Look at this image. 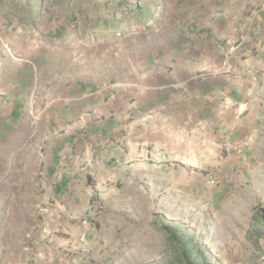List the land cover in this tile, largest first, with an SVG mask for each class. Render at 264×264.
<instances>
[{"label":"crops","instance_id":"obj_1","mask_svg":"<svg viewBox=\"0 0 264 264\" xmlns=\"http://www.w3.org/2000/svg\"><path fill=\"white\" fill-rule=\"evenodd\" d=\"M224 2L222 22L181 25L157 70L114 82L45 70L32 50L21 56L22 25L0 4V191L34 192L36 204L44 189L55 213L49 233L21 238L19 263L18 233H9L14 248L0 264H118L136 237L149 238L135 228L158 225L134 218L138 192L162 193L164 232L212 225L209 238L228 248L235 233L246 236L247 193L264 207V0ZM30 109L41 113L36 127ZM170 208L201 210L182 222Z\"/></svg>","mask_w":264,"mask_h":264},{"label":"rangeland","instance_id":"obj_2","mask_svg":"<svg viewBox=\"0 0 264 264\" xmlns=\"http://www.w3.org/2000/svg\"><path fill=\"white\" fill-rule=\"evenodd\" d=\"M224 1L0 0V4L10 11L8 21L18 19L22 25L23 30L18 38V44L23 48L21 56L26 57L27 52L32 50L33 55L38 56L45 64V70L54 68L56 72L84 71L87 77L92 76L94 79L96 75L99 78L97 80L114 82L141 79L142 73L154 66L157 70L164 45H175L185 35L186 31L180 29L181 25L198 17L204 22H222L224 15L217 11L224 10ZM202 32L210 38L213 36L210 30ZM31 40H35L34 43ZM101 73L102 76H98ZM39 164L41 165V157ZM46 194L41 189L38 193L40 200L35 204L34 192L22 193L12 189L0 191V259L13 251L14 247L10 244L12 241L7 239L9 233H18V263L27 252L24 240H21L25 233H49L47 228L55 213H52L51 200H48L49 203L41 202ZM227 194L232 195L229 192ZM25 195L28 196V202L24 201ZM135 196L138 204L133 209L134 218L139 221L154 219L152 222L155 221L158 225L148 233L145 228H135L136 232L148 235L149 238L139 241L136 237L135 248L127 255L120 253L113 260L117 259L118 264H178L174 260V253L163 242L165 232L161 225L169 216L165 217L161 210L162 193L138 192ZM91 199L97 202L99 198L94 193ZM143 203H148V207L145 204L143 206ZM96 205L97 210L103 211V207ZM234 205L236 201L227 207L232 208ZM236 207L239 208L238 205ZM257 207L264 208L255 199L254 193H247L245 203L240 207L241 211L250 215L255 213ZM212 209L207 208L209 211ZM200 210L201 208L192 211L173 210L171 216L181 218L182 222H186V219L191 222L198 219L197 211ZM58 227L60 228L56 232H60L63 226ZM178 227L200 241L212 264H264V238L254 242L250 238L249 229L246 236L243 232L235 233L232 245L228 248L219 240L209 238L208 232L214 228L212 225L197 231ZM215 235L218 237L220 232ZM138 244L141 246L138 247Z\"/></svg>","mask_w":264,"mask_h":264},{"label":"trees","instance_id":"obj_3","mask_svg":"<svg viewBox=\"0 0 264 264\" xmlns=\"http://www.w3.org/2000/svg\"><path fill=\"white\" fill-rule=\"evenodd\" d=\"M250 238L254 242L264 238V208H256L250 226ZM163 241L167 249L174 253V260L178 264H212L200 241L185 229L166 227Z\"/></svg>","mask_w":264,"mask_h":264},{"label":"built area","instance_id":"obj_4","mask_svg":"<svg viewBox=\"0 0 264 264\" xmlns=\"http://www.w3.org/2000/svg\"><path fill=\"white\" fill-rule=\"evenodd\" d=\"M0 64H1V61H0ZM28 115H29V124L31 127H36L39 122L41 121V113L36 110V109H30L28 111ZM66 163V160L64 161H61V164H65Z\"/></svg>","mask_w":264,"mask_h":264}]
</instances>
